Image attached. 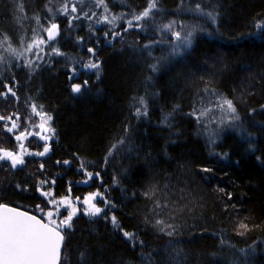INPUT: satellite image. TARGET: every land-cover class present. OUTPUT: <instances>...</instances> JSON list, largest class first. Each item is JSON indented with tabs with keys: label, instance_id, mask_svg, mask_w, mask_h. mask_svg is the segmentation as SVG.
Returning a JSON list of instances; mask_svg holds the SVG:
<instances>
[{
	"label": "trees",
	"instance_id": "16d2710c",
	"mask_svg": "<svg viewBox=\"0 0 264 264\" xmlns=\"http://www.w3.org/2000/svg\"><path fill=\"white\" fill-rule=\"evenodd\" d=\"M74 1L0 0V40L8 37L0 46V74L19 83L20 109L27 99L42 105L55 132L44 172L15 174L0 165V203L22 211L45 205L36 191L45 177L54 180L57 199L69 192L76 199L101 193L108 201L106 214L76 219L65 229L61 264H81L85 248L88 264H142V252L153 253L156 264H264V42L250 38L256 22H264V0H158V11L139 23L142 27L118 20L117 28L105 31L80 10L62 16L58 10ZM105 3L117 16L147 7V0ZM197 3L214 12L215 21L188 11ZM51 15L59 25L61 54L41 62L30 80L27 70L10 69L17 64L3 47L30 39L36 18L48 22ZM170 21L176 22L172 30L164 31L161 26ZM193 26L198 27L188 46L174 53L180 41L172 32L183 36ZM90 59L100 65L92 73L83 67ZM74 69L80 82L88 81L78 95L71 89ZM213 89L233 100L239 120L229 116L221 122L215 112L198 124L189 115L193 108L216 105ZM140 97L147 102V115L138 117ZM237 127L250 135L242 137ZM6 139L9 149L12 137ZM120 139L124 145L108 156ZM86 172L93 180L85 185ZM157 200L167 207L156 208ZM113 215L143 245L133 248L113 228ZM161 219L173 226L166 229L174 230L172 236L159 231L163 225L155 222ZM241 222L250 230L240 228Z\"/></svg>",
	"mask_w": 264,
	"mask_h": 264
},
{
	"label": "snow or ice",
	"instance_id": "6c2138e0",
	"mask_svg": "<svg viewBox=\"0 0 264 264\" xmlns=\"http://www.w3.org/2000/svg\"><path fill=\"white\" fill-rule=\"evenodd\" d=\"M83 0H76V3H82ZM96 7H102L104 9V12L107 13L108 7L105 3V0H93ZM181 3H183V0H181ZM158 0H147V7L140 13H134L133 19L128 20L127 24L128 27H133V20L139 22L141 20H146L151 18L154 11H158ZM19 10L23 11V4L19 6ZM49 12L52 11L51 8L48 9ZM62 12L65 15L69 14V4L65 2L62 7L58 10ZM71 13H76L78 11V8L76 4H73L70 9ZM189 12H192L193 14L207 17L211 19L212 21H215L216 16L214 12L212 11H205L200 3H197L195 5V8L188 9ZM96 13H92V16H95ZM83 16L85 18L91 19L92 17L88 15L87 12L83 13ZM72 19H79V16H73ZM123 14L121 16H112L111 19L108 18L107 15L104 16V22L113 25L115 27V21L118 19H122ZM37 23H39V18L37 17ZM101 21H97V23H100ZM175 21H170L168 24H163L161 27L164 31H171L173 28V25L175 24ZM137 27H142L141 25L137 24ZM43 27V26H41ZM198 26H193V28L189 31H187L183 36H181L180 32H172V35L175 36L177 41H180V44L177 45L175 48H173V52H178L181 45L187 47L190 43V38L193 34V31ZM255 32L250 34V38L253 40H258L261 42H264V22H256L255 24ZM43 31L47 33V39L41 38L39 42L37 43V47L39 48L40 44H45L50 41H53L56 39V37L59 35V25L55 22H51L48 27H44ZM127 31V29H125ZM120 33L114 32L113 35H119ZM108 33H105V36H107ZM82 39V38H80ZM8 41V37L5 35L3 40H0V46H3L5 42ZM150 45H144L145 49H148ZM33 45L29 44L27 50L32 51ZM5 51H10L12 54L16 56L22 55V53H19L16 51V49L11 48L9 45L8 48L5 49ZM40 51H43V49H40ZM53 52H55L57 55H60L58 49L53 48ZM88 52L92 53L93 56L95 55V52L92 48H88ZM151 55V52L148 53ZM38 55V53H37ZM3 60V57L0 56V61ZM28 67H31V62L29 61L27 63ZM85 69L92 70V69H99L100 65L97 62H93L91 59L88 61L87 64L83 65ZM153 71L157 70V65L153 64L150 66ZM75 72V70H73ZM97 77H99V73L97 72ZM73 77H70L72 79ZM88 86V81L85 80L83 82V89H86ZM71 89L74 93H81L82 92V85L81 84H72ZM205 92L210 91L209 88L204 89ZM214 94L215 90H211ZM9 94L14 97H16V92L13 90L12 87H7L6 91L0 92V97L7 100ZM217 95V102L215 107L218 108L221 112L224 113V117H231V120H239V116L237 114L236 106L233 103L232 99L227 98L223 94H216ZM139 103L143 107V111L140 107L136 108V116L147 115V102L145 101L144 97L139 98ZM178 107V106H177ZM264 107V106H262ZM32 113L36 116L41 117V123L38 125H35L36 127H39L40 129H44L45 125L48 123V121L51 120V116L47 115L46 113H43V106H38L33 103L31 105ZM213 112L212 108H200L196 109L193 108V111L189 113L190 116L195 117L197 123H202L203 119L207 116H209L210 113ZM13 115H16L13 113ZM19 120V116L16 115V119L14 120L12 118V115L10 116H3L0 115V121H5L4 127L7 132L11 133L14 129H17L20 127V125L17 123ZM231 120L228 122L231 123ZM164 122H168V116H165ZM210 122L214 123L216 122L215 116L212 117ZM221 122H225L224 119H221ZM9 123L11 124V127H9ZM235 127V126H234ZM49 131L54 132V129H48ZM237 131L241 133V136H249L250 134L247 133L245 129L242 127H237ZM31 134V133H30ZM37 135H39L37 133ZM24 137V132H21L19 135H17L15 138L17 141H20L21 138ZM40 139L47 140L49 137L41 136ZM214 142V140H212ZM120 145H124V140L120 139L117 144H113L111 148L108 151V156H112L113 150H117ZM20 149L23 150V152H15V151H9L5 150L4 148L0 147V161H9L10 167L12 169H16L18 165H23L25 163L23 159V153H27V150L24 149L23 144L19 145ZM43 151L42 152H35V153H27L29 155H36V156H44L49 151V146L47 144L43 145ZM226 155V154H225ZM259 159V158H257ZM105 162H107V157H105ZM65 164L69 163V161H64ZM43 167V165H41ZM81 169H84L83 163L81 164ZM204 172L211 171L210 169L204 168L202 169ZM86 175L89 179L93 177L92 172H86ZM95 175L98 177L99 173H95ZM87 183V181H84ZM41 183H44L43 181ZM17 188L20 186L17 185ZM219 191L224 192V189H219ZM42 195L48 196L49 193L43 192ZM145 195H148V193H145ZM228 200H232V194L231 193H225ZM97 197H100V200L102 203H104L105 208L98 207L95 201ZM49 203H55V201H49ZM60 204L65 205V212L67 213L66 216L60 220L59 224L53 220L54 215H58L60 210L57 208L54 211H48L46 213L49 222L45 223L42 219H38L35 215H30L27 212L19 211L15 207H9L5 203H0V264H60L61 262V249L63 247V242L65 239L64 236V229H71L72 228V220L74 216L77 215V209L73 208L72 210H68L71 208V202L67 199L61 200L59 202ZM82 203L87 204L88 208L85 211V215L90 217H96L100 216L102 213L106 214V209L108 207V201L105 200L101 193H92L90 194ZM231 207L235 208V204L230 205ZM112 207H115V205H112ZM156 208H162L167 207V204L161 205L160 202L157 200L155 202ZM228 206H226L227 208ZM43 211V209H40ZM110 223L112 224L114 229H119L123 236L127 238V240L132 244L133 248H135L136 244L139 243L140 245H143V241L139 240L138 236L133 232L123 231L121 228V225L115 215L110 217ZM156 225H163L159 228V231L161 233H164L167 236H172L173 231H166V229H171L173 226L171 224H165L164 221L156 220ZM240 228L244 229L245 232L249 231L250 228L246 223L241 222ZM239 235H243V232H237ZM221 243H226V241L221 240ZM242 252H245V250H241ZM249 254H254V252L249 253L246 252V256ZM79 256L81 258V264H88V250L85 248L84 251H81L79 253ZM177 256H179V253H177ZM140 258L142 261V264H156L155 257L153 253H141Z\"/></svg>",
	"mask_w": 264,
	"mask_h": 264
},
{
	"label": "rangeland",
	"instance_id": "374dc122",
	"mask_svg": "<svg viewBox=\"0 0 264 264\" xmlns=\"http://www.w3.org/2000/svg\"><path fill=\"white\" fill-rule=\"evenodd\" d=\"M89 1L90 0H83L82 3L77 4L76 0H75L73 3L69 4V11L71 9V6L73 4H76L78 10H80L83 13L87 12L88 15H91V16H92L93 12L96 13V15L92 16V18H94L93 20L101 21L100 23H96V25H97V28H103V31L114 29L117 26L118 20H132L133 19V14L130 15V16H123L122 19H118V20L115 21V27H113V25L104 22V16L107 15L108 18L111 19L112 16H114L115 14H112L109 11L107 13H105L104 9L102 7H96L94 2H91L88 5H84L86 2H89ZM116 1L117 0H112V2H116ZM157 7H158V5H157ZM155 12L156 11H154L153 14ZM77 13H78V11L76 13H74V14H77ZM153 14H152L151 18H149V19H153ZM61 15L62 16H68L69 14L65 15V14L62 13ZM115 16H117V15H115ZM71 17H73V16H71ZM50 18L51 19H48L50 21L46 20L48 22H39V23L36 22L34 24V26H35L34 27V34H33V36L30 39H28L26 41L22 40V42L20 41L21 43H18L17 45H15L14 43L13 44L11 43V48L16 49V51L19 52V53H22V55L16 56V55L12 54L9 51L8 59L11 60V63H15V65L17 64L16 66H13L10 69H13V71L15 70V68H16V70H20V69L21 70H27L28 71V75L30 77V80H32L33 77H35L36 72L40 68L39 64L41 62L49 60V59L53 58V56H58L55 52L52 51V49L53 48H55V49L57 48L56 47L57 46L56 44H57V41H58L57 39H58L60 34L56 37L55 40L52 41V43H55V44L50 45L48 43H45V44H40L39 48L37 47V43L39 42V40L41 38H44L45 40L47 39V33H45L43 31V28L44 27H48L51 22H55V20H56V16L51 15ZM149 19L141 20L139 22L133 20V24H139V23H142V22L147 21ZM41 26H43V27H41ZM29 44L33 45L32 51H28L27 50ZM5 49H6V47L4 46L3 50H5ZM40 49H43V51H40ZM37 53H38V55H37ZM29 61L31 62V65H32L31 67L26 66ZM74 70H77V69H74ZM70 71L73 72V70H70ZM92 72H94L93 69L88 71V73H92ZM14 74L15 73L10 74L11 78L13 77L12 75H14ZM80 74L81 73H79V72H73L72 75H73V80L75 82L74 84H81L82 85V89H83V82H80L78 80V79H80L79 78L81 76ZM76 76H78V79H77ZM7 87H12L13 88V90L16 92V97H18V99L12 97L10 94H9L7 100H5L4 98L0 97V115H3L5 117L12 115V118L14 120L16 119V115H18L19 116V121H21V123L23 125H26V127H27L25 129L24 128L23 129H18V130H20L19 132L26 131V132H28V135H30L29 133L31 132L30 131L31 129L34 130L33 131L34 133L39 132L40 130H43V131H45V132H47L49 134V140H52V138L55 139V132H52V131L48 130V129H53V127H52V117H51V120L48 121V123L45 125L44 129H40L39 127H36L35 125L40 124L42 121H41V117L36 116L35 114L32 113L31 105L33 104V102H31L29 99H27L25 101L26 104H24L25 105V109H23V110L20 109L19 105L22 103V99H21V97L19 95V94H21L19 92V83L16 82V81L12 82L9 79L7 81L0 74V92L6 91ZM74 94L78 95L80 93H74ZM210 107L211 106H208V108H210ZM211 108L213 109L212 113L217 112L218 115L216 117H218L220 119V121H221L222 118L224 119L225 122L228 120V119H225L224 113L221 112L218 108H215V106H212ZM38 110H39V108H38ZM13 113H15L16 115H13ZM43 113H45V112L43 111ZM47 115H49V114H47ZM4 124H5V121H0V147L4 148L5 150H8V148H7L8 144H6V142L4 141V140L7 141L6 138H7V135H8V133H7L6 129H5V127H4ZM5 136H6V138H4ZM7 143H8V141H7ZM20 144H24V142H17V145H20ZM18 150H22V149H20V147H18ZM47 162L48 161L45 162V165H43V167H41L40 164L38 166L36 165V167H34L33 165L30 164L29 166H27L26 170H28L29 172H31V170H35V172L37 170H38V172H42V170L46 168V165H47L46 163ZM0 165H2L1 162H0ZM5 172H7V171H5ZM1 177L3 178V181H6L8 179L7 173H3ZM46 178L47 177L40 179V181L37 183L38 186H37V189H36V191L38 190V192H42L44 190V192L49 193V195L47 196L48 197V202H47L46 205L51 206L54 210L59 208V210H60L59 213H63V212H65V205L64 204H60L59 202L61 200L67 199L68 201L71 202V208H69L68 210L70 211L73 208L78 210L77 211V215L74 216L72 222L75 221L76 219L82 218L81 214L83 212H85L86 209L88 208V205L84 204L82 202L90 194H88V195H86V196H84L82 198L76 199V198H73L70 195V192H69L67 196H65V197H63L61 199H57L56 198V194H55V190H54L56 188L55 182H54V185L52 184V181H54V180L53 179H49V178L46 179ZM86 179L87 180H85V181H87V183L82 182L85 185L89 184L93 180V177L91 179L86 177ZM42 181L44 183H41ZM46 183L49 186L48 185L46 186ZM98 199H100V197H97L95 199V201H93V202L96 203L98 207H100ZM49 201H55V203H49ZM31 211H33V209H31V208H26V210H25V212H27V213H31ZM88 219H91V218H88ZM61 262H62V259H61Z\"/></svg>",
	"mask_w": 264,
	"mask_h": 264
},
{
	"label": "flooded vegetation",
	"instance_id": "af4514ba",
	"mask_svg": "<svg viewBox=\"0 0 264 264\" xmlns=\"http://www.w3.org/2000/svg\"><path fill=\"white\" fill-rule=\"evenodd\" d=\"M76 77L78 79V76H76ZM17 123L20 125L19 128L14 129L13 132H11V133L7 132L9 135V138L12 137L11 141H13V145H12L13 147H10L8 150L15 151V152H23V150H18L19 145H17V142H24L23 146L25 147L24 149L27 150V153L42 152L44 150L43 149L44 144H47L49 146V151L44 156L29 155L27 153H23V159H24L25 163L23 165H20L21 167L17 166L16 169H12L10 167L9 161H0L2 165H5L7 168H9V170L11 172H13L15 174L25 171L27 166H29L30 164L33 165L34 167H36V165L38 166L39 164L45 165L46 161L49 162V159L53 154V143L55 141V139H53V138H52V140L40 139L41 136L49 137V134L43 130H40L39 132L34 133L33 132L34 130H32V129L30 130L31 131L30 132L31 134L29 133L30 135H28V132L24 131V137H22L20 141H17L15 137L21 133V132H19L20 130H18V129L27 128L26 125H23L21 123V121L18 120ZM8 126L11 127V124L9 123ZM37 133L39 135H37ZM44 171H45V169L42 170V172H44ZM52 184L54 185V181H52ZM47 185L48 184L46 183V186ZM43 192H44V190L42 192H38V194L40 195L42 202H44L45 205H38V207L36 209H33V211H31L30 214L35 215V216L39 217L40 219H42L44 222L48 223L49 219H48L46 213L50 210L55 212V210L51 206L46 205L48 202V197L42 195ZM40 209H43V211H41ZM84 213L85 212H83L81 214V217L84 219L97 217V216L96 217H90V216L85 215ZM65 216H66V213L63 212V213H59L58 215H54L52 219L55 220V222H57V224H59L60 220L63 219ZM65 229H64V231H65Z\"/></svg>",
	"mask_w": 264,
	"mask_h": 264
},
{
	"label": "water",
	"instance_id": "95a60500",
	"mask_svg": "<svg viewBox=\"0 0 264 264\" xmlns=\"http://www.w3.org/2000/svg\"><path fill=\"white\" fill-rule=\"evenodd\" d=\"M49 43H52V41H50ZM18 167H21L20 165H18ZM19 210V209H18ZM19 211H22V210H19ZM22 212H25V211H22ZM30 214V213H29ZM32 215V214H30ZM37 217V216H36ZM38 219H40L39 217H37ZM44 222V221H43ZM46 223V222H45ZM57 223V222H56ZM63 248H64V242H63V247L61 249V254H63ZM61 259H62V255H61ZM61 263V262H60Z\"/></svg>",
	"mask_w": 264,
	"mask_h": 264
}]
</instances>
